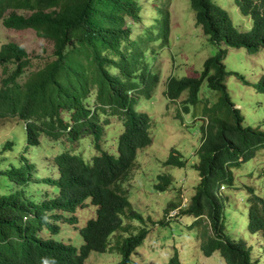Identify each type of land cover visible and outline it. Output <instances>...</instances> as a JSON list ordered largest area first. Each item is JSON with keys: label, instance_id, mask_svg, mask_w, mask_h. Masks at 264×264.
<instances>
[{"label": "trees", "instance_id": "16d2710c", "mask_svg": "<svg viewBox=\"0 0 264 264\" xmlns=\"http://www.w3.org/2000/svg\"><path fill=\"white\" fill-rule=\"evenodd\" d=\"M189 2L195 24L201 26L217 50L203 60L199 72L169 76L163 93L169 98L168 106L185 92L183 112L201 103L203 117L208 116L205 121L197 116L201 119V140L192 166L198 172V181L185 206L170 200L165 207L169 215L152 224L165 228L172 219L178 221L180 230L198 237L202 254L219 253L223 261L216 259L217 264H262L264 246L262 255H255L254 245L228 231L224 214L228 198L220 185H235V167L258 150L264 163V126L244 123V114L226 84L228 75L242 76L224 62L228 46H245L253 52L264 47V0H235L239 11L251 19L248 30L235 26L227 10L214 0ZM17 8L30 13H18ZM169 15V9L156 0H148L147 7L139 0H0V16L6 26L31 27L51 45V58L31 71L25 81L18 77L29 62L27 51L13 41L0 46L2 71L7 72V63L15 64L1 77L0 116L18 114L26 119L28 144H38L39 133L43 132L51 144L64 145L54 156L59 169L56 178L39 176L36 163L24 154L19 165L0 167V176L13 183L12 188L0 192V264H34L45 255L56 264H83L91 251H106L109 243L118 252L116 264L132 263L131 254L144 242L149 227L142 214L132 208L123 182L129 177L138 150L152 141L150 116L138 110L136 103L141 96L150 97L159 81L147 52L154 44L168 43ZM140 22L145 27L138 32L134 25ZM86 71L90 76L84 78ZM204 80L208 89L218 93L211 103L205 94H198ZM254 85L264 91V75ZM178 108L176 103V111ZM108 115L121 119L115 151L100 144L107 145ZM83 138L84 147H78V140ZM11 144L6 140L0 153ZM186 161L178 149L171 147L162 163L184 166ZM263 171L259 174L264 175ZM35 183H49L56 191L52 188L53 194L44 191L36 197L37 187L30 189ZM171 185L172 177L167 173L157 174L153 183L159 191ZM246 189V228L259 233L264 241V194L250 184ZM86 199L95 206V214L81 227L82 240L75 234L63 242L58 221L75 220L66 215L86 204ZM178 206L177 213L170 214ZM125 210L127 217L144 225L135 231L132 223L124 224ZM184 214L193 219L180 222ZM46 229L52 232L48 237L52 244L40 233ZM120 230L125 234L118 233ZM161 233V240L169 236ZM166 264H182L176 246Z\"/></svg>", "mask_w": 264, "mask_h": 264}, {"label": "rangeland", "instance_id": "374dc122", "mask_svg": "<svg viewBox=\"0 0 264 264\" xmlns=\"http://www.w3.org/2000/svg\"><path fill=\"white\" fill-rule=\"evenodd\" d=\"M139 1L144 2V7H147L148 0ZM214 1L227 10L235 26L240 30H248L251 19L239 11L235 0ZM156 3L169 9V40L164 46L154 44L153 48L148 50L147 59L151 62L155 72L159 73L160 78L152 95L150 97L141 96L136 103L138 110L145 111L150 116L152 141L138 150L129 177L123 182L132 208L142 214L146 225L149 227L144 242L136 247L131 254V264H166L167 258L172 254L175 246L180 252L182 264H217L216 259L222 260L219 253L214 251L209 256L202 254L198 248V237L189 231L180 230L178 221L172 219L171 225H166L165 228L159 226L158 223L152 224V221L166 219L169 211L166 212L165 207L170 200L175 203L180 202V206H185L194 192V187L198 181V172L192 163L197 160L195 151L201 140V119L205 121L208 118L207 115L203 117L204 112L201 103L196 108L183 112L182 100L186 97L185 92L172 101L180 106L178 111H176V103H170L166 106L169 98L163 93V90L166 87L167 79L171 75H193L199 72L203 60L217 50V46L208 40L201 26L195 24V14L189 0H156ZM16 10L24 15L30 12L25 8ZM144 27L143 22L134 25L138 32ZM7 41H13L27 51L29 62L18 77L20 81H25L31 71L42 67L51 58L50 42L38 36L32 28L16 30L6 27L2 24L0 17V45ZM155 43H159V41ZM227 48L228 51L224 58L226 66L242 76L241 78L236 74H230L226 77L230 96L241 108L244 114V123L264 126V91L258 90L254 85L260 76L264 75V47H260L254 52L245 46H228ZM6 65L8 68L7 72L4 73L2 71L3 64L0 63V85L1 77L9 73L15 64L9 62ZM89 76L90 73L86 71L84 78ZM244 79H247V82ZM131 94L133 95V92ZM198 94H205L211 103L217 99L218 93L208 89L204 80ZM179 112L180 114H178ZM192 113L196 114L193 115ZM199 115H201V119L197 117ZM105 116L104 114L100 115V117ZM107 117L109 120L107 145L104 142L100 144L105 149L115 151L114 143L118 132L121 130V119L117 118L116 115H108ZM102 139L101 137L98 141H102ZM6 140H10L12 144L0 153L1 168L10 167L12 164L19 165L20 155L24 154L36 163L38 167L36 173L39 176L50 175V173L57 174L56 168L49 167L46 160L51 162L52 156L63 150L61 148L64 145L61 142L51 144L49 137L40 132V142L28 144L24 121L15 117L9 120L0 118V146ZM84 145V138L79 139L78 147H84ZM171 147L178 149L182 157L187 160L184 166L164 165L162 163ZM52 150L53 152L57 151L51 155ZM98 152H100L99 148ZM261 156L262 152L258 150L254 157L235 167L236 186L228 187L225 185L221 190L228 198L224 209L228 231L234 237L244 238L249 244L254 245V249H257L254 253L258 256L262 255L261 250L264 241H262L259 233H252L246 228L248 205L246 185L250 184L255 187L257 193L264 194V175L259 174L264 169ZM159 173H167L172 177V185L164 191H159L153 186ZM0 180V192L12 188L13 183L7 181L4 176H0ZM36 187V197L39 193L40 195L43 194L44 191H48L50 194L54 193L49 184L31 185L30 189L35 190ZM53 189L56 191V188ZM84 201L86 204L79 205L73 213L75 216L73 222H67L65 218L58 221L63 230L60 232L63 239L73 237L76 234V228L85 225L88 218L94 216L95 206L90 205L88 199ZM180 206L171 210L170 214L177 213ZM127 213L128 210H125L124 224L132 223L135 226V231L144 225V222L127 217ZM70 215L68 213L66 217H70ZM180 217V222L185 219L186 222H190L193 219L192 215L187 214L180 215ZM161 231L169 235L164 240L160 239ZM115 232L111 234V240ZM192 232L194 233V231ZM118 233L125 234L122 230ZM41 234L52 236L49 229L42 230ZM77 235L81 241L79 231H77ZM110 247L111 243L108 244L106 251H91L84 264H115L118 252ZM262 264H264V259H262Z\"/></svg>", "mask_w": 264, "mask_h": 264}, {"label": "clouds", "instance_id": "9594fccd", "mask_svg": "<svg viewBox=\"0 0 264 264\" xmlns=\"http://www.w3.org/2000/svg\"><path fill=\"white\" fill-rule=\"evenodd\" d=\"M18 9V8H17ZM8 11L10 10V8L9 9H7ZM6 10V11H7ZM4 12V15H6L7 13H8V11L7 12ZM17 11V10H16ZM18 13H20V12H18ZM30 13V12H29ZM22 14V13H21ZM1 18H2V24L4 25V26H6L4 23H3V16H0ZM6 27H8V26H6ZM9 28H12V29H16V30H21V29H26V28H31V27H25V28H13V27H9ZM33 29V28H32ZM34 30V29H33ZM35 31V30H34ZM8 42V41H7ZM4 43H6V42H4ZM2 45V44H1ZM0 45V46H1ZM12 117H15V118H17V119H22L23 121H24V127L26 128V122H27V120L26 119H23V118H21L18 114H7V115H3V116H0V118H6V120H9L10 118H12ZM39 137V136H38ZM58 150H60V149H58ZM57 151V150H56ZM56 151H54L53 152V150L50 152L51 153V155L53 154V153H55ZM61 152V151H60ZM26 156V155H25ZM55 156V155H54ZM54 156H52V160H51V162H49V160H46L47 162H48V165H49V167H53V168H56V170H57V174H51L50 173V177H53V178H56V177H58L59 176V169H58V166H57V164L54 162ZM27 157V156H26ZM28 158V157H27ZM28 160L29 161H31V162H33L32 160H30L29 158H28ZM33 163H35V162H33ZM38 168V167H37ZM47 176V175H46ZM42 177H44V176H42ZM46 184H49V183H46ZM50 185V184H49ZM52 187H50L51 189L52 188H54L55 186L54 185H51ZM224 188V186L223 185H220V190H222ZM77 209V208H76ZM75 211H73V212H70L69 214H71L70 215V217H74L75 218V216L73 215V213H74ZM74 220H71L70 222H73ZM82 226H84V225H81L80 227H77L76 228V234H77V231H79V233H80V229H81V227ZM40 233H41V231H40ZM48 237L49 236H43V239L44 240H46L48 243H50V244H52V241H50L49 239H48ZM51 237V236H50ZM63 242H65V243H67L68 241L67 240H64ZM48 255H45V256H41L34 264H43V261L44 260H46L47 261V263L46 264H56V260L55 259H52L50 256H48ZM86 260V259H85ZM85 260L83 261V264H84V262H85ZM115 264H116V262H115Z\"/></svg>", "mask_w": 264, "mask_h": 264}]
</instances>
